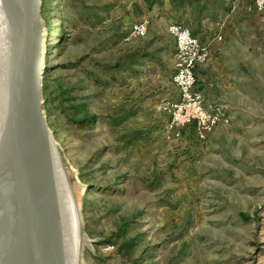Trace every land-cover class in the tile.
Returning <instances> with one entry per match:
<instances>
[{"label": "rangeland", "instance_id": "obj_1", "mask_svg": "<svg viewBox=\"0 0 264 264\" xmlns=\"http://www.w3.org/2000/svg\"><path fill=\"white\" fill-rule=\"evenodd\" d=\"M223 1L195 23L170 0H42L44 108L82 204L83 264H264V13ZM145 17L148 35L127 39ZM172 22L209 49L228 43L242 91L205 139L173 128L162 103L179 94ZM79 102L93 123L72 121Z\"/></svg>", "mask_w": 264, "mask_h": 264}, {"label": "water", "instance_id": "obj_2", "mask_svg": "<svg viewBox=\"0 0 264 264\" xmlns=\"http://www.w3.org/2000/svg\"><path fill=\"white\" fill-rule=\"evenodd\" d=\"M42 4L0 0V264H73L60 169L82 220L44 108Z\"/></svg>", "mask_w": 264, "mask_h": 264}, {"label": "built area", "instance_id": "obj_3", "mask_svg": "<svg viewBox=\"0 0 264 264\" xmlns=\"http://www.w3.org/2000/svg\"><path fill=\"white\" fill-rule=\"evenodd\" d=\"M255 9L258 12L264 13V0L254 1ZM151 28V19L149 17L143 18L134 22L128 33L127 39L135 38V36H147ZM182 32L181 53L179 54L180 64V85H176L179 90L178 97L175 102L162 103H176L175 122L173 128L185 129L193 128L197 134H203L205 139L214 127L220 124L229 123L230 119L224 117L216 119H207L198 112L197 96L191 94L190 83H192L193 73L192 66L194 62L202 61V57H210L209 47L202 43L199 36L195 35L192 30L186 28L180 29ZM218 38H222L221 35ZM162 110V104L160 106ZM166 114V111L162 110Z\"/></svg>", "mask_w": 264, "mask_h": 264}, {"label": "bare ground", "instance_id": "obj_4", "mask_svg": "<svg viewBox=\"0 0 264 264\" xmlns=\"http://www.w3.org/2000/svg\"><path fill=\"white\" fill-rule=\"evenodd\" d=\"M143 20V19H141ZM186 28V30H191V28L181 22H172L168 26L169 32L174 36L175 42H176V56H175V69L172 74V81L175 85H180V64H179V54L181 53V42H182V32L180 29ZM136 37H143V36H136ZM209 57H202V61L194 62V65L192 66V83H190V91L191 94H195L197 96V102L200 103L198 105V112L202 114V116H206L207 119H216L220 117H224L226 119H229V117L222 113L220 107H217L215 109H209L207 105L204 102L202 93L197 88V76H196V68L205 63ZM171 102H175V99ZM175 111H176V103H169L167 108V113L171 117V124L174 125L175 122ZM216 127H214L215 129ZM212 129L211 131H213ZM210 131V132H211ZM201 138H203V134H199ZM62 169H60V187L61 191L64 193V196L66 197V201L69 206V255L70 259L72 260V263L79 264L81 260V256L83 253V246L81 243V237H80V226L83 224L79 220V206H77L76 198L74 195L73 187L70 183V180L66 173H62ZM82 264H83V258H82Z\"/></svg>", "mask_w": 264, "mask_h": 264}, {"label": "crops", "instance_id": "obj_5", "mask_svg": "<svg viewBox=\"0 0 264 264\" xmlns=\"http://www.w3.org/2000/svg\"><path fill=\"white\" fill-rule=\"evenodd\" d=\"M210 45L209 60L196 68V76L197 86L203 94L205 104L209 109H215L230 105L228 99L236 94L241 95L242 91L235 75L226 67L229 59L226 51L228 43H218L214 40ZM229 109L235 111L233 107Z\"/></svg>", "mask_w": 264, "mask_h": 264}, {"label": "trees", "instance_id": "obj_6", "mask_svg": "<svg viewBox=\"0 0 264 264\" xmlns=\"http://www.w3.org/2000/svg\"><path fill=\"white\" fill-rule=\"evenodd\" d=\"M171 4L175 7L187 6L188 4L192 6L194 10V17L192 20L195 23H201V21L209 15L216 14L215 10H225L226 2L223 0H170ZM45 9V4L43 5V10ZM146 52H143L140 55L146 56ZM46 96V94H45ZM50 98L47 97L45 106L50 111L48 105ZM76 113L72 117V121L80 124H91L97 119V115L91 113L89 108H87L85 102H79L76 105H73ZM78 113V114H77ZM139 138V137H138ZM136 139V138H135ZM131 219L124 218L120 226L118 227V232L116 233L117 237H124L129 226L131 225Z\"/></svg>", "mask_w": 264, "mask_h": 264}]
</instances>
